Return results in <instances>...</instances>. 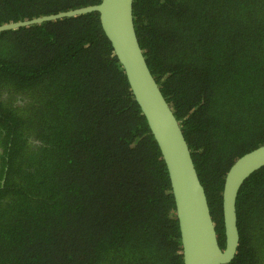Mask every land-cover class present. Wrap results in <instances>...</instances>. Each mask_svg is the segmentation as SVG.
I'll list each match as a JSON object with an SVG mask.
<instances>
[{"label":"trees","instance_id":"1","mask_svg":"<svg viewBox=\"0 0 264 264\" xmlns=\"http://www.w3.org/2000/svg\"><path fill=\"white\" fill-rule=\"evenodd\" d=\"M101 0H0V25ZM225 246L224 178L264 145V0H133ZM96 12L0 33V264H183L160 151ZM228 264H264V166Z\"/></svg>","mask_w":264,"mask_h":264},{"label":"water","instance_id":"2","mask_svg":"<svg viewBox=\"0 0 264 264\" xmlns=\"http://www.w3.org/2000/svg\"><path fill=\"white\" fill-rule=\"evenodd\" d=\"M133 0H101L99 4L31 20L0 25V33L44 22L96 12L101 29L127 79L132 96L156 142L166 167L180 233L183 264H228L236 253V199L255 171L264 166V145L244 154L229 168L222 190L225 246L221 250L207 198L181 125L151 75L133 22Z\"/></svg>","mask_w":264,"mask_h":264}]
</instances>
